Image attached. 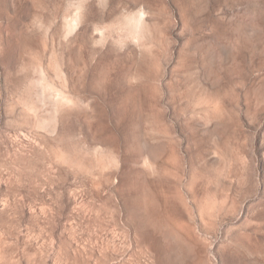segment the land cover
Instances as JSON below:
<instances>
[{
  "label": "rangeland",
  "instance_id": "obj_1",
  "mask_svg": "<svg viewBox=\"0 0 264 264\" xmlns=\"http://www.w3.org/2000/svg\"><path fill=\"white\" fill-rule=\"evenodd\" d=\"M0 264H264V0H0Z\"/></svg>",
  "mask_w": 264,
  "mask_h": 264
}]
</instances>
